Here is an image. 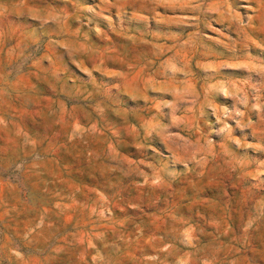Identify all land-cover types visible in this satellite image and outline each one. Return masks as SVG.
Returning a JSON list of instances; mask_svg holds the SVG:
<instances>
[{
  "label": "rangeland",
  "instance_id": "1",
  "mask_svg": "<svg viewBox=\"0 0 264 264\" xmlns=\"http://www.w3.org/2000/svg\"><path fill=\"white\" fill-rule=\"evenodd\" d=\"M0 264H264V0H0Z\"/></svg>",
  "mask_w": 264,
  "mask_h": 264
}]
</instances>
